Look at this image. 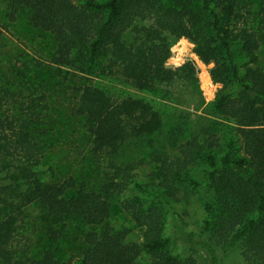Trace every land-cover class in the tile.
Here are the masks:
<instances>
[{"label":"trees","instance_id":"16d2710c","mask_svg":"<svg viewBox=\"0 0 264 264\" xmlns=\"http://www.w3.org/2000/svg\"><path fill=\"white\" fill-rule=\"evenodd\" d=\"M14 19L21 7L30 10V24L52 34L51 63L64 80L68 75L98 74L118 85L113 92L93 85L87 76L77 86L73 111L81 117L91 152L116 156L130 138L153 137L162 115L142 96L126 91L169 92L177 81L197 83L190 61L167 67L171 46L181 37L195 44L203 62L213 61L214 82L232 85L220 90L213 107L233 123L224 147L198 138L178 146L173 155L153 153L159 191L135 179L131 163H110L99 186L73 176L47 182L36 170L37 135L29 113L0 112V264H203L195 254L169 251L166 233L168 200L181 186L200 184L191 171L205 166L204 216L206 242L240 249L244 264H264V69L257 51L264 47V0L251 11L238 0H0ZM0 23V39L3 35ZM1 105V101H0ZM1 108V106H0ZM110 169V170H109ZM124 209L141 228V241H129L127 229L110 223L112 197L130 188ZM35 205L47 224V246L34 256L28 244L16 242L24 208ZM77 219L89 228L78 251L63 260L57 244L62 228Z\"/></svg>","mask_w":264,"mask_h":264},{"label":"rangeland","instance_id":"374dc122","mask_svg":"<svg viewBox=\"0 0 264 264\" xmlns=\"http://www.w3.org/2000/svg\"><path fill=\"white\" fill-rule=\"evenodd\" d=\"M238 2L251 11L258 8V0ZM29 16L30 10L21 7L15 18L10 19L6 5L0 3V23L4 28L0 39V112L8 111L22 116L31 99L43 96L38 107L29 115L33 122V135H37L39 164L36 170L44 181L73 176L78 181L97 187L111 162L123 165L131 163L135 179L149 189L159 191L158 181L153 176L156 166L153 153L173 155L180 144L194 138L213 141L217 144L216 150L225 146L233 123L214 111L213 102L220 90L231 91L233 86L228 84L225 90L222 83L214 82L210 73L215 66L214 62H203L195 52V44L181 37L171 46V56L165 65L175 68L187 61L192 62L197 83L189 85L177 81L166 87L169 90L166 93L126 88L127 92L149 100L160 111L162 128L152 141L148 138L128 139L116 156L93 154L83 121L73 111L77 94L73 86L82 82L85 76L93 85L109 91L115 92L118 85L112 78L100 75L97 71L68 75V79L64 80L51 63L55 50L54 36L34 28ZM257 56L258 65L264 69V47L257 51ZM205 168L198 165L191 171L200 184L198 187L181 186L175 199L168 200L171 211L166 220L169 251L180 257L195 254L203 264H244L239 248L223 250L212 246L201 233ZM133 194L141 195L130 185L120 194L113 195L109 223L115 229H127L129 241L140 242L142 230L123 207L125 200ZM89 229L77 219L68 220L57 244L60 258H71L78 251L83 235ZM16 236V242L20 245L28 244L34 256H38L47 246V224L37 206L28 205L24 208V217ZM138 261L140 264L150 263L144 253Z\"/></svg>","mask_w":264,"mask_h":264}]
</instances>
